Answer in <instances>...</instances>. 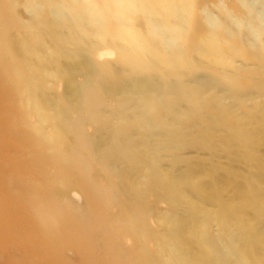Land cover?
Instances as JSON below:
<instances>
[{
    "label": "rangeland",
    "instance_id": "rangeland-1",
    "mask_svg": "<svg viewBox=\"0 0 264 264\" xmlns=\"http://www.w3.org/2000/svg\"><path fill=\"white\" fill-rule=\"evenodd\" d=\"M0 82V194L52 207L41 235L77 227L94 264H264V0H0ZM1 233L0 264L87 261Z\"/></svg>",
    "mask_w": 264,
    "mask_h": 264
},
{
    "label": "bare ground",
    "instance_id": "bare-ground-1",
    "mask_svg": "<svg viewBox=\"0 0 264 264\" xmlns=\"http://www.w3.org/2000/svg\"><path fill=\"white\" fill-rule=\"evenodd\" d=\"M4 74L5 72L3 73V78L6 80L7 78L4 77ZM196 76H197V73H196ZM16 78L18 81L15 80V82L16 84H18L19 81L21 80L20 79L21 74L19 75L18 73ZM1 89L2 88H1V82H0V111L5 110V108L8 107L7 106V98L9 95L8 93H11V90L2 91ZM11 96H12V99L15 98V95L12 93H11ZM12 103H15V102H9V105ZM30 197L31 196L23 198V201H19V200L14 201L13 198L10 196V194L8 195L7 193L0 194V237L2 234L1 232L3 230L5 231L11 230V229L19 230V232L26 234V237L24 239L25 248L28 249V251H31L38 245L45 247L48 253L47 256L50 257L49 258L50 261L57 257V254L55 252H52L51 248H54V246L57 245V243L60 242L61 239L64 240L66 238L65 240L70 242L72 245H74L77 250H79V247L83 250L84 243H85V247L87 249V251H85L86 252L85 260H87L85 264H94L92 260L89 259L90 257H88L87 255V254H90L91 247L90 246L87 247L88 243L84 241L85 236L82 237L83 232L80 229H77V227L73 228L72 226H65V225L62 226V228L60 229L59 237L54 238V239H52V236L49 234V232L41 235L39 231L40 229H38L36 226H39L43 217H46L45 218L46 222H50L52 220L51 219L52 215H54V210H52V207L46 208L44 207V205L41 206L37 200H34V198H30ZM35 224L36 226H34ZM47 234L48 236H46ZM49 254H51V256H49ZM212 254L213 252L206 254V256L204 254L202 259L197 260V261L199 262L209 261L211 259ZM48 264H50V262Z\"/></svg>",
    "mask_w": 264,
    "mask_h": 264
}]
</instances>
